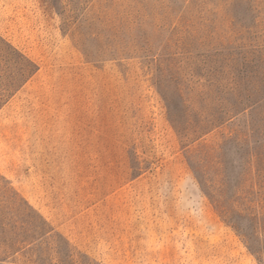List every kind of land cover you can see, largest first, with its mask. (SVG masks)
<instances>
[{
    "label": "rangeland",
    "instance_id": "1",
    "mask_svg": "<svg viewBox=\"0 0 264 264\" xmlns=\"http://www.w3.org/2000/svg\"><path fill=\"white\" fill-rule=\"evenodd\" d=\"M0 264H264V0H0Z\"/></svg>",
    "mask_w": 264,
    "mask_h": 264
}]
</instances>
